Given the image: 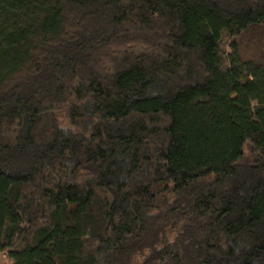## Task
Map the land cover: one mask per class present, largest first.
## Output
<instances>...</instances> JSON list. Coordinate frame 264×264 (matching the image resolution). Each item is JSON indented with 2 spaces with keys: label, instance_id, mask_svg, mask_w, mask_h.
Wrapping results in <instances>:
<instances>
[{
  "label": "trees",
  "instance_id": "1",
  "mask_svg": "<svg viewBox=\"0 0 264 264\" xmlns=\"http://www.w3.org/2000/svg\"><path fill=\"white\" fill-rule=\"evenodd\" d=\"M1 264H264V0H0Z\"/></svg>",
  "mask_w": 264,
  "mask_h": 264
},
{
  "label": "rangeland",
  "instance_id": "2",
  "mask_svg": "<svg viewBox=\"0 0 264 264\" xmlns=\"http://www.w3.org/2000/svg\"><path fill=\"white\" fill-rule=\"evenodd\" d=\"M1 264V263H0Z\"/></svg>",
  "mask_w": 264,
  "mask_h": 264
}]
</instances>
